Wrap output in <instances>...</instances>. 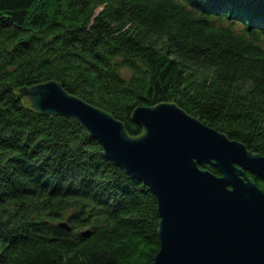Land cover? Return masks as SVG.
Wrapping results in <instances>:
<instances>
[{
    "label": "trees",
    "instance_id": "16d2710c",
    "mask_svg": "<svg viewBox=\"0 0 264 264\" xmlns=\"http://www.w3.org/2000/svg\"><path fill=\"white\" fill-rule=\"evenodd\" d=\"M49 81L130 137L136 107L173 103L264 157V0H0V264H151L155 196L19 96Z\"/></svg>",
    "mask_w": 264,
    "mask_h": 264
},
{
    "label": "water",
    "instance_id": "95a60500",
    "mask_svg": "<svg viewBox=\"0 0 264 264\" xmlns=\"http://www.w3.org/2000/svg\"><path fill=\"white\" fill-rule=\"evenodd\" d=\"M19 96L39 112L77 121L107 159L149 188L160 217L151 264H264V192L245 176L264 180V157L173 103L136 107L131 120L143 132L130 137L119 120L57 82Z\"/></svg>",
    "mask_w": 264,
    "mask_h": 264
}]
</instances>
